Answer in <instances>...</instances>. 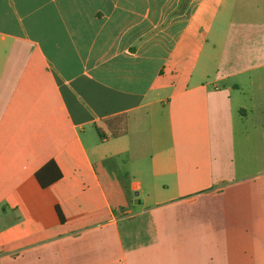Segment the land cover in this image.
Here are the masks:
<instances>
[{"label": "crops", "instance_id": "1", "mask_svg": "<svg viewBox=\"0 0 264 264\" xmlns=\"http://www.w3.org/2000/svg\"><path fill=\"white\" fill-rule=\"evenodd\" d=\"M260 9L0 0V264H264Z\"/></svg>", "mask_w": 264, "mask_h": 264}, {"label": "rangeland", "instance_id": "2", "mask_svg": "<svg viewBox=\"0 0 264 264\" xmlns=\"http://www.w3.org/2000/svg\"><path fill=\"white\" fill-rule=\"evenodd\" d=\"M259 2H260V7H261L260 10L263 11V8H264V0H259ZM263 12H262V15H263ZM251 124H252V121H251ZM249 131L252 133V129H250ZM241 142H242V138L240 137V140H239L240 146H241ZM8 213L10 214V216L12 217V219H15V215H14L13 211H9Z\"/></svg>", "mask_w": 264, "mask_h": 264}, {"label": "trees", "instance_id": "3", "mask_svg": "<svg viewBox=\"0 0 264 264\" xmlns=\"http://www.w3.org/2000/svg\"><path fill=\"white\" fill-rule=\"evenodd\" d=\"M123 133H124V131H123ZM52 165H53L52 162L49 163V164L45 167V169L48 168V166H52ZM42 172H44V169L41 170L40 172H38V173L36 174V177H37L38 180H40V175H41Z\"/></svg>", "mask_w": 264, "mask_h": 264}]
</instances>
